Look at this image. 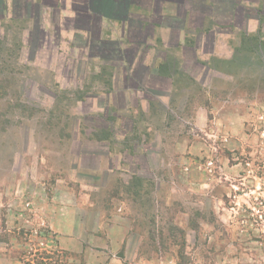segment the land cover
Here are the masks:
<instances>
[{
  "label": "rangeland",
  "instance_id": "374dc122",
  "mask_svg": "<svg viewBox=\"0 0 264 264\" xmlns=\"http://www.w3.org/2000/svg\"><path fill=\"white\" fill-rule=\"evenodd\" d=\"M7 5L0 40L22 46L0 61V264H264V65L241 49L264 22L209 36L188 19L120 51L101 42L118 21L99 39L59 3L32 50Z\"/></svg>",
  "mask_w": 264,
  "mask_h": 264
},
{
  "label": "trees",
  "instance_id": "16d2710c",
  "mask_svg": "<svg viewBox=\"0 0 264 264\" xmlns=\"http://www.w3.org/2000/svg\"><path fill=\"white\" fill-rule=\"evenodd\" d=\"M87 2V3H86ZM189 3V4H188ZM0 22H3L6 20V14L8 12V5L7 1L0 0ZM85 4L86 6H83ZM188 10H186V13L188 14V17H181L178 14L170 19H151V18H132V17H117L116 14L113 11H110L111 9L106 8L103 4H100L96 1L87 0L82 3H75V10L81 11L79 8L80 6L85 7L88 11L92 13V15H98L102 18H105L110 21H118L121 25H126V28H124V31H122V38L121 39H106L103 38L101 40L102 45L106 47V45L114 48L115 50L122 51V42L126 43L129 49H135V47L138 46L141 47L143 44L145 45V40H147L150 37H154V27H159L161 25L169 26L172 25L175 26L182 31H193V27L191 28L188 26L189 22L188 19H192V24L194 25L195 29L200 32V35L206 34L209 36L214 35L216 32H230L234 31L237 28L242 29L244 24L248 23L250 19H258L261 20V25L258 29L259 32H262V23L264 22V0H188L187 1ZM55 7V5H54ZM57 11V10H56ZM42 5H39L38 3L34 2V0H13L12 1V14L13 17H11L10 21L12 22V25L8 24V29L13 30V26H17L18 28H28L29 30V39L27 43V48H38L40 44L44 42V39L42 38L44 36V29L42 25ZM115 15H114V14ZM96 22L99 18L93 17ZM28 23L26 26L25 24ZM173 23V24H172ZM187 23V24H186ZM24 24V25H23ZM140 24L143 26L141 29ZM172 24V25H171ZM139 25V28L138 26ZM25 26V28H24ZM57 26H59L57 24ZM79 26V25H77ZM138 30V31H137ZM245 31V28L244 30ZM244 33V42L241 46L242 51L249 50L247 46V42H251L253 45V48L251 52L253 53L254 50L258 53V55L261 58V62L264 65V42H260L257 35H251L247 34V32ZM18 32L14 33V46L13 49L4 50L3 43L0 40V61L4 62L5 60H8L11 56H14L16 52L21 49V43L18 35H16ZM97 34L99 35V39H101L102 31L100 32V28L98 26ZM175 35V34H174ZM180 34L175 35L179 37ZM127 38H126V37ZM141 41V42H140ZM179 43V42H178ZM177 44V47H180V44ZM109 47V48H110ZM260 49L262 51H260ZM132 50V51H133ZM131 51V50H129ZM239 53V51H238ZM20 52H18L19 56ZM126 55V54H125ZM125 55H116L117 57L114 59L120 60L124 62V56ZM135 52L131 54H127V57L130 58V62L133 61L135 58ZM104 59V58H100ZM238 60V59H237ZM177 65H174V67ZM169 66L164 63L161 64V67L158 69L159 73L162 75H165L168 72ZM102 73L99 75L107 74V69L102 68ZM179 71V70H177ZM170 72V77H173V74ZM111 76V75H110ZM98 77V76H97ZM96 77V78H97ZM99 80H102L105 84L111 83V79L106 78H100ZM106 133V134H105ZM105 137L107 140H109L111 137L110 132L105 131ZM101 138V139H102Z\"/></svg>",
  "mask_w": 264,
  "mask_h": 264
},
{
  "label": "crops",
  "instance_id": "0c3cea01",
  "mask_svg": "<svg viewBox=\"0 0 264 264\" xmlns=\"http://www.w3.org/2000/svg\"><path fill=\"white\" fill-rule=\"evenodd\" d=\"M7 2H12L13 0H5ZM85 2L87 0H34V2L38 3L39 5L52 6V9L54 11H58V5L59 3H62L61 9L63 11H67L69 14L68 18L72 17L75 18L74 14H76L74 11L75 3L78 2ZM96 1L100 4H103L106 8L111 9L110 11H113L117 17H132V18H153V19H170L177 14L181 17H188V14L186 13V10H188L187 1L188 0H92ZM87 3V2H86ZM189 4V3H188ZM55 5V7H54ZM83 6H86L83 4ZM48 7V6H47ZM45 9V8H44ZM86 9V8H85ZM85 11H88L87 9ZM113 13V14H114ZM114 14V15H115ZM96 17L99 18L96 20L95 24L96 26H99L100 32H103V29L105 30L106 27L110 24V20H107L105 18H102L98 15H89V18ZM94 22H90V27ZM122 31H124V28H126V25H121ZM139 28V25H137ZM143 26L140 24L139 30H142ZM164 27V28H162ZM168 26L161 25L159 27H154V35L157 33H165V28ZM138 31V30H137ZM181 33V32H180Z\"/></svg>",
  "mask_w": 264,
  "mask_h": 264
},
{
  "label": "flooded vegetation",
  "instance_id": "af4514ba",
  "mask_svg": "<svg viewBox=\"0 0 264 264\" xmlns=\"http://www.w3.org/2000/svg\"><path fill=\"white\" fill-rule=\"evenodd\" d=\"M34 57H35V54L32 53V54L29 56L30 61L34 60V59H35Z\"/></svg>",
  "mask_w": 264,
  "mask_h": 264
}]
</instances>
